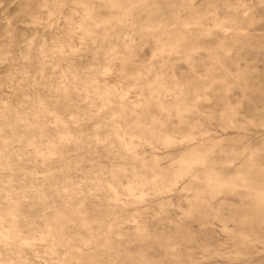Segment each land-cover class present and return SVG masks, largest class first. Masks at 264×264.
<instances>
[{
  "label": "clouds",
  "instance_id": "1",
  "mask_svg": "<svg viewBox=\"0 0 264 264\" xmlns=\"http://www.w3.org/2000/svg\"><path fill=\"white\" fill-rule=\"evenodd\" d=\"M0 264H264V0H0Z\"/></svg>",
  "mask_w": 264,
  "mask_h": 264
}]
</instances>
